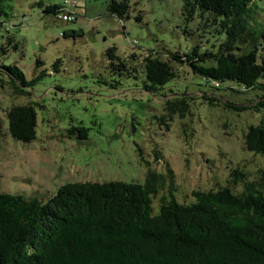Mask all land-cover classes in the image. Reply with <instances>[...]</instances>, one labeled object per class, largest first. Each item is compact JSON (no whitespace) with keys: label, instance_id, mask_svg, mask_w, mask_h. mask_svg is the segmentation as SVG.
I'll list each match as a JSON object with an SVG mask.
<instances>
[{"label":"rangeland","instance_id":"obj_1","mask_svg":"<svg viewBox=\"0 0 264 264\" xmlns=\"http://www.w3.org/2000/svg\"><path fill=\"white\" fill-rule=\"evenodd\" d=\"M38 1H8L6 18L16 26H0V47L7 48L0 66L15 65L27 81L37 78L28 94H17L0 68L1 191L46 201L66 182H143L147 167L165 172L168 165L175 198L190 203L193 190L226 185L233 168L244 170L248 179L264 169V154L243 146L247 128L264 121V108L226 106L248 104L252 91L234 92L225 87L230 82L214 88L188 66L176 65L178 74L155 93L132 78L120 88L97 82L108 75L110 46L124 57L135 52L161 59L208 46L217 35L205 26V13L186 19L182 0H127L128 17L120 20L108 13L106 0H75L76 19L62 21ZM41 1L70 6L73 0ZM204 93L213 99L204 100ZM164 95L193 96L189 111L173 115L167 129L157 119ZM27 103H37L36 134L22 142L10 135L6 111ZM80 125L88 129L85 139H77V132L67 135ZM231 190L240 192L241 183Z\"/></svg>","mask_w":264,"mask_h":264},{"label":"trees","instance_id":"obj_2","mask_svg":"<svg viewBox=\"0 0 264 264\" xmlns=\"http://www.w3.org/2000/svg\"><path fill=\"white\" fill-rule=\"evenodd\" d=\"M8 1L0 0V26H16L6 18ZM37 4L62 21L76 19L75 0L70 6ZM106 6L120 20L128 17L127 0H106ZM182 6L186 19L197 11L206 14L205 26H213L217 35L212 43L170 52L166 59L135 52L124 57L110 46L105 50L108 75L97 82L120 88L132 78L155 93L178 74L175 65L188 66L214 88L230 82L225 87L234 92L252 91L248 104L226 106L264 108V0H182ZM6 50L1 46L0 54ZM0 68L17 94H28L37 79L27 81L15 65ZM201 97L213 99L207 93ZM192 99L164 95L157 119L167 129L173 115L189 111ZM36 104L12 105L6 111L14 139L35 138ZM87 130L72 126L67 135L77 132L81 140ZM243 146L264 154L263 120L247 128ZM237 183L242 190L234 193ZM175 190L168 165L165 172L147 167L143 182H66L46 201L0 190V264H264V169L248 179L244 170L233 168L226 185L193 190L190 203L178 202Z\"/></svg>","mask_w":264,"mask_h":264}]
</instances>
